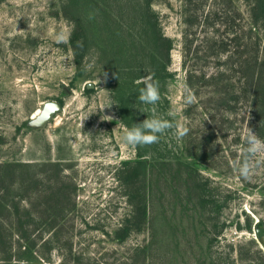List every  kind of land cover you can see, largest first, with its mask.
<instances>
[{
	"label": "rangeland",
	"instance_id": "obj_1",
	"mask_svg": "<svg viewBox=\"0 0 264 264\" xmlns=\"http://www.w3.org/2000/svg\"><path fill=\"white\" fill-rule=\"evenodd\" d=\"M261 6L264 0H151L148 6L144 0H0V264H149L142 247L150 229L145 226L116 237L131 213L120 176L137 158L135 147L122 140L127 128L112 87L124 73L123 67H132L130 51L139 52L135 72L140 75L132 81L136 87L129 89L139 98L142 81L149 77L148 61L140 55L152 53L159 62L157 51L162 47L154 40L158 32L170 39L167 69L172 77L166 83L157 82L159 103L136 108L135 113L141 123L167 119L189 132L177 140L176 128L167 130L151 146H158L168 159L196 168L208 199L220 207L216 211L221 233L207 251L202 246L204 252L227 261L234 258L236 243L244 250H264V153L254 158L250 180L242 179L237 171L249 129L264 140V101L251 111L237 103L227 119L219 117L215 139L206 140L210 121L198 106L205 92L194 95L195 101L186 105L180 67L186 46L196 52L189 63L207 69L225 61L234 63L242 50L256 48L257 58L248 62L259 64L264 78ZM184 14L194 16V23H184ZM76 24L84 40L78 67L68 43ZM248 32L257 38L256 43L245 45L241 36ZM184 33L191 39L187 45ZM58 34L66 42L57 43ZM207 37H217L226 44L225 51L236 56L205 57L204 50H217L221 44ZM128 69L130 78L133 71ZM46 102L58 103L60 108L43 124H32ZM201 149H207L210 157L199 156ZM188 152L201 158L196 160ZM157 157L149 150L140 160L147 169ZM141 176L136 184L140 189ZM244 214L249 216V229L244 227ZM165 218L188 226L178 211ZM164 225L162 220L153 222L155 243L183 240L170 235ZM257 227L261 228L259 237ZM200 229L204 235L189 238L191 242L204 243L208 230ZM22 233L23 238L19 237ZM168 249V264L171 255L178 257L176 264H194L187 262V252L181 251V256ZM154 255L159 256L158 252ZM243 263L234 260L231 264Z\"/></svg>",
	"mask_w": 264,
	"mask_h": 264
},
{
	"label": "trees",
	"instance_id": "obj_2",
	"mask_svg": "<svg viewBox=\"0 0 264 264\" xmlns=\"http://www.w3.org/2000/svg\"><path fill=\"white\" fill-rule=\"evenodd\" d=\"M144 1L145 5L148 6L151 0ZM261 9L263 10L264 7L261 6ZM184 15L187 16L183 19L184 23L187 25L194 23V16H191V14ZM208 15L209 12L205 14L204 22L207 21ZM187 36L188 34H183L185 45L191 42V39H187ZM241 38L245 39V45L257 42V38L250 36V32L247 35L244 34ZM156 39L157 43L162 47V50L157 51L159 62L156 63L152 53H148L144 57H142V54L140 57L148 61V74L152 80L163 84L166 83L168 78L172 77V74L167 69L170 39L163 36L160 32L154 36V40ZM206 40L212 41L213 43L218 41L221 44L217 50H204L203 55L205 57L207 55H211L214 58L224 56L229 59L231 56H236V52L225 51L226 44L222 43L217 37H207ZM68 43L72 51L75 66L78 67L84 54V40L77 24L70 31ZM186 47L181 51L180 61V67L183 70V83L186 89L197 97H199L201 91L205 92L204 105H198L210 121V124H206L209 135L205 139H210V137L215 139L218 130L216 125L219 123V117L220 119H227V115L233 113L237 103L241 107L244 105L248 111H251L253 107H256L257 102L264 101V94H262L264 87V78L263 76L261 77V74H263L262 68L255 62H248L250 59L255 60L257 58V50L256 48L244 49L239 53L240 56L237 57V61L234 63L225 61L224 64L207 69L202 66L194 67L193 64L189 63L188 60L193 59L196 52H191L189 47ZM138 53L132 50L130 51L129 58L133 60V65L131 67L127 64L123 67L125 69L123 71L124 73L122 72L123 74L117 77L118 79L112 87L114 102L117 105L118 113H120V118L123 120L127 130L135 128L141 123L139 115L135 113L136 108L142 107L147 109L149 107V104H143L139 100L135 90H129L132 87H136L132 85V81L137 78L136 76L140 75V73L135 72L138 67V63L136 62L139 60ZM128 68H131L133 71L130 78L127 77V73L125 72L129 70ZM115 70L118 71L117 69ZM120 70H122L121 67ZM110 71L113 73L114 70ZM135 150L137 160L130 162V166L123 169L120 176V182L126 189L127 201L131 205V213L129 216L130 219H125L123 226L119 230L120 232L117 233V238L126 236L130 230L137 232L141 227L145 226L150 229L147 243L142 247V252L147 251L148 253L149 264H168L167 262L170 256L167 254L170 251L168 247L174 249L173 252L181 256L184 254L180 253L181 251L187 252L188 263L231 264L232 261L236 260L238 262H244L243 264H264V250L258 247L252 250H244L242 244L236 243L234 245V258L230 256L227 261H225L224 256L217 257V255L204 252L202 246L207 251L213 244L212 241L214 240L216 242L217 235L221 233V226L218 227L216 211L220 207H216L212 203L213 200L208 199L205 194V183L201 180L202 176L197 172L196 168H193L188 163L181 162L177 159H168L161 155L158 146L152 147L151 145H145L135 147ZM149 150L158 153V157L153 161H149L148 167L145 169L144 162L140 160V157H143ZM187 154L196 160L201 158L190 152ZM199 156L210 157V154L206 149ZM140 173H142L141 177H143L141 189L140 186L136 185ZM146 175L147 178H145ZM208 203L211 204L213 209H210ZM176 211L179 212L180 217L185 216L187 218L186 222L188 226L181 227L180 224L171 223L170 219L165 218L167 213L173 217ZM244 216L247 220L244 227L249 229V216L247 214H244ZM158 220H162L165 223L164 226L168 228L170 235L174 237L182 236L183 240L177 241L173 239L172 241L174 243L169 241V244H166L167 242L165 241L155 243L152 224ZM200 227H205L208 230L206 237L204 236V243L201 244L199 240L191 242L189 238L204 235ZM236 228L239 229L240 227L236 226ZM189 231L191 232L190 236L188 235ZM19 237L23 238V233L19 234ZM262 245L264 246V242ZM232 246V243L228 244L229 249ZM154 252H158L159 256H155ZM176 258L178 257H172L171 255L172 263L170 264H176ZM3 260L7 259L4 258Z\"/></svg>",
	"mask_w": 264,
	"mask_h": 264
},
{
	"label": "clouds",
	"instance_id": "obj_3",
	"mask_svg": "<svg viewBox=\"0 0 264 264\" xmlns=\"http://www.w3.org/2000/svg\"><path fill=\"white\" fill-rule=\"evenodd\" d=\"M57 43L66 42L63 34H58L56 37ZM144 87L140 89L139 100L144 104L155 105L160 100L159 85L152 78L146 77L143 79ZM195 101V96L186 89L184 103L191 105ZM175 117L174 112L169 113ZM176 128L175 137L177 140H182L189 132L187 127L178 126L173 121L167 119H145L139 126L127 130L122 140L131 147H141L158 143L160 135L167 130ZM245 156L238 164L237 171L240 177L244 180H250L254 171V158L264 153V140L260 139L255 132L250 128L245 137Z\"/></svg>",
	"mask_w": 264,
	"mask_h": 264
},
{
	"label": "water",
	"instance_id": "obj_4",
	"mask_svg": "<svg viewBox=\"0 0 264 264\" xmlns=\"http://www.w3.org/2000/svg\"><path fill=\"white\" fill-rule=\"evenodd\" d=\"M87 87L90 85L87 84ZM60 108L58 103L55 102H46L44 103L43 107L41 108L40 112L38 115H36L35 118L31 121L32 124L34 125H41L44 122H46L52 114L57 111ZM255 235L259 237L261 235V228L257 227L255 228Z\"/></svg>",
	"mask_w": 264,
	"mask_h": 264
},
{
	"label": "bare ground",
	"instance_id": "obj_5",
	"mask_svg": "<svg viewBox=\"0 0 264 264\" xmlns=\"http://www.w3.org/2000/svg\"><path fill=\"white\" fill-rule=\"evenodd\" d=\"M39 112V111H38ZM38 112L36 114H38Z\"/></svg>",
	"mask_w": 264,
	"mask_h": 264
}]
</instances>
